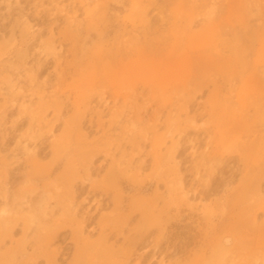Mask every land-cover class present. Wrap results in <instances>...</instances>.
Instances as JSON below:
<instances>
[{
    "label": "rangeland",
    "instance_id": "obj_1",
    "mask_svg": "<svg viewBox=\"0 0 264 264\" xmlns=\"http://www.w3.org/2000/svg\"><path fill=\"white\" fill-rule=\"evenodd\" d=\"M1 208L0 264H264V0H0Z\"/></svg>",
    "mask_w": 264,
    "mask_h": 264
},
{
    "label": "bare ground",
    "instance_id": "obj_2",
    "mask_svg": "<svg viewBox=\"0 0 264 264\" xmlns=\"http://www.w3.org/2000/svg\"><path fill=\"white\" fill-rule=\"evenodd\" d=\"M196 148H195V145L194 144H192L191 145V151H192V153H193V155L196 153ZM181 185H182V182H181ZM25 190V189H24ZM24 193V192H23ZM26 193V192H25ZM25 196V195H24ZM14 197H18V196H14ZM22 198V197H21ZM24 198V197H23ZM24 203L25 204H27L28 206H31V205H29V203L27 202V200H25L24 201ZM7 204V203H6ZM5 207V206H4ZM42 209V208H41ZM38 211V210H37ZM7 212V209H5V208H1V210H0V214L1 215H3V214H5ZM9 213V211L7 212V214ZM225 242L226 243H228L229 242V239H225Z\"/></svg>",
    "mask_w": 264,
    "mask_h": 264
}]
</instances>
